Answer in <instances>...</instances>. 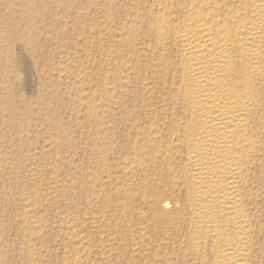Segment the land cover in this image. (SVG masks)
<instances>
[{
	"label": "bare ground",
	"instance_id": "1",
	"mask_svg": "<svg viewBox=\"0 0 264 264\" xmlns=\"http://www.w3.org/2000/svg\"><path fill=\"white\" fill-rule=\"evenodd\" d=\"M97 1L92 14L103 20L93 16L87 31L116 40L105 49L98 37L100 89L81 62L65 88L87 122L74 116L72 140L52 115L51 135H35L18 164L11 145L28 136L19 129L47 108L16 114L15 46L35 71L39 49L27 46L40 41L7 43L14 22L0 12V181L23 173L45 191L38 200L23 186L1 189L0 208L17 202L19 212L12 232L0 211V264H264V0ZM49 3L11 0L9 10L28 31L48 22L39 45L59 56L78 20ZM71 52L39 64L37 80L63 78Z\"/></svg>",
	"mask_w": 264,
	"mask_h": 264
},
{
	"label": "rangeland",
	"instance_id": "2",
	"mask_svg": "<svg viewBox=\"0 0 264 264\" xmlns=\"http://www.w3.org/2000/svg\"><path fill=\"white\" fill-rule=\"evenodd\" d=\"M13 1V0H12ZM77 1V5L78 6H73L71 2H69V0H31L32 2V5H33V8L34 9H38L39 6H42L43 4L46 5L47 3H49L48 7L50 9V11H52L53 13L55 12H59L60 9H65L67 11V15L69 16V19L71 18L73 21L75 20V18L78 20V23L75 25V28L74 31L72 30L70 33H67L66 37L61 36V43L63 45L62 48H66V50H62L61 53L64 51L63 54L59 55L58 56V52H51L49 53V55L47 56V50L43 47L40 48V45L39 43H44L43 39L45 38L46 36V33H45V29L44 26L45 24H48V22H45L43 25L39 23V25L41 26L39 28V30H26L25 29V24L22 23V21H20V18H18L19 15H16L15 11H11L9 10V5L11 3V0H1L0 1V12L1 14H3V16H9L10 18V21L14 22V23H11L13 26L10 28L11 30V33L9 32V38H6L7 40V43H13L14 41L12 40H15L17 39L14 35H21L23 36L27 41L29 40H35V39H39V43L37 44V42L33 41V43H30V45H28L27 47L31 48V47H34V46H38V54L34 57L36 58V62H37V69L39 70L40 68V65L43 66L45 62H47V64L50 62V61H47L49 59H51V62H54L55 60V63H57L58 59L60 56H64L66 55L67 51H74V52H71L72 55H74V60L72 59L70 62H72V64H70V68L68 67V70H67V73L64 74V77L59 79L56 81L54 79L53 82H44V81H40V80H37L38 77H37V74L35 73L36 72V68H35V71L33 69V63H32V58L31 56L29 55H24V54H21L19 52V48L18 46H15V52L17 53V55L19 56L20 55V60H19V63L17 65V67L15 68L14 67V74L16 75V77H18L19 79H21V81H19L18 79L15 80L16 81V84L15 85H19L17 87V91H13V95L12 96V99L14 101V103L16 104V107H15V111L18 112L16 114H19L21 116H23L22 114L26 113L29 114L30 111L28 112L29 110V105L31 106L32 104H35V105H32V106H36L34 107V111L36 110L37 108V105H40L41 107H45L47 108L46 111H47V115L45 116V113L44 114H41L40 117L34 115V117H30L31 119H29V122L28 124L24 125V127H21L19 129V131L21 130L22 131V134L24 136V134H27L28 133V136L26 138V140H21V144L19 142H15L13 143L11 146V148L13 149V153L15 154H12L13 156V161L16 162V164L19 163V160L21 161V154H23L24 150L26 149L25 147L31 143L32 139H34V136L37 135L39 137V139L41 137H48L50 134V131H49V128H51L54 123H57L55 120H53V118H51V116L53 115L54 117L56 118H59L60 119V124L62 125V127L64 128V130H66V132H69L71 134V137H72V140H73V136L75 135L74 134V131H76L77 127L79 126H75L74 125V116L76 115H79L78 117H80L82 119V122L83 124H86L85 122L86 119H85V114L84 112H78V114H74L75 111L72 109V97L69 98V96L66 94V89H68L71 85H73V76L74 75V70L76 67H80V64L82 63V67L84 66L85 68H87L88 66V73L86 71L85 75H84V78H85V81L86 83H90L92 89L94 90H99L100 88V82L102 81L100 78H102V75L103 73L105 72V66H106V59L103 58V56H101L99 50H98V39L99 41L101 42V46H104L103 48L107 49L109 47H111L113 44L116 45V40L112 37H109L108 38V42H106V44H104V36H101L99 37V34L97 36V33L95 34V36H91L89 35L87 29H88V25L90 24L89 23V19H93V14H92V10L94 9V5L97 4V0H76ZM28 2V0H27ZM25 5H27V3H25ZM58 5V6H57ZM89 5V6H88ZM55 7V8H54ZM83 9V10H82ZM101 9V7H100ZM91 11V12H90ZM89 12V13H88ZM61 14V13H60ZM74 14H78L77 16L74 15ZM92 14V15H91ZM89 15V16H88ZM59 16V15H58ZM73 16V17H72ZM67 18V16H65ZM96 17V16H94ZM102 19H101V18ZM61 18V17H60ZM60 18H59V21H60ZM80 18V19H79ZM100 20V22H99ZM103 20V17L101 14H99L97 17H96V22H99L101 23ZM8 23V22H7ZM59 23L57 21H53V28H56L58 27ZM27 26V25H26ZM71 26V24L68 26V28ZM78 28V29H77ZM97 28V27H96ZM95 28V29H96ZM77 29V30H76ZM98 29V28H97ZM96 29V32H98V30ZM83 30H86L87 33H83ZM26 31V33H25ZM49 31H51V29H49ZM53 31V30H52ZM22 32V33H21ZM85 32V31H84ZM72 33V34H71ZM12 34V35H11ZM50 35H52L53 33H49ZM84 34V35H83ZM87 34V35H86ZM65 35V33H64ZM14 36V37H12ZM71 36V37H70ZM74 36V37H73ZM83 36H84V39H83ZM89 38H88V37ZM11 37V38H10ZM94 38V39H91V38ZM99 37V38H98ZM14 38V39H13ZM65 39L67 41H65ZM72 40L73 44L69 45L70 44V41ZM91 40V41H90ZM114 40V41H113ZM92 44H91V43ZM103 42V43H102ZM59 43H60V40H59ZM60 43V45H61ZM95 43V44H94ZM91 44V46L89 45ZM94 44V45H93ZM77 45V47H76ZM109 45V46H108ZM51 46H54V41L51 42ZM66 46V47H65ZM84 46V47H83ZM75 47V48H74ZM68 49V50H67ZM90 49V50H89ZM116 49V50H115ZM113 50V52L111 53V58H112V62L114 61V59H117L118 56H119V53H116L117 51L119 52V49L118 48H115ZM54 49H52L53 51ZM76 50V51H75ZM83 50V52H82ZM98 50V51H97ZM46 51V52H44ZM90 51V52H89ZM76 52V53H75ZM87 53V54H86ZM90 53V54H89ZM100 53V54H99ZM53 54V55H52ZM78 54V56H77ZM118 54V55H117ZM90 55V56H88ZM27 56V57H26ZM52 57V58H51ZM57 57V58H56ZM31 58V59H30ZM46 58V59H45ZM89 61H88V59ZM100 58V59H99ZM114 58V59H113ZM45 59V60H43ZM92 60H95V65L94 63L92 64ZM100 60V61H98ZM57 61V62H56ZM74 61L78 63H75L74 65ZM85 61V62H84ZM88 61V62H87ZM81 62V63H80ZM97 62V64H96ZM84 63V64H83ZM40 64V65H39ZM87 64V65H86ZM90 64V65H89ZM51 65V64H50ZM75 67H73V66ZM92 65V67H91ZM39 67V68H38ZM73 67V68H72ZM32 70H31V69ZM96 69V70H95ZM44 70H46V68H44ZM70 70L72 71V73L70 72ZM104 70V71H103ZM90 72V73H89ZM32 73V74H31ZM70 75H69V74ZM54 77H56V72H54ZM88 74V75H87ZM32 75V76H31ZM66 75H69L70 78H67L65 77ZM67 78V79H66ZM91 78V80L89 81L88 79ZM25 79V80H23ZM63 79V80H62ZM70 79V81L68 80ZM98 79V80H97ZM62 80V81H61ZM67 80V81H66ZM72 80V81H71ZM40 81V82H39ZM19 84H18V83ZM42 82V83H41ZM59 82V83H58ZM71 82V83H70ZM22 83V84H20ZM70 83V85H69ZM25 84V85H24ZM44 84V85H43ZM66 84V85H65ZM60 85V86H59ZM22 86V87H20ZM94 86V87H93ZM40 87V88H39ZM66 88V89H65ZM40 90V91H39ZM65 92V93H64ZM60 94V95H59ZM24 95V97H23ZM26 95V96H25ZM40 95V98L38 97ZM67 95V97H66ZM42 96V97H41ZM14 97V98H13ZM19 97V99H18ZM17 99V101H16ZM39 99V100H38ZM60 99V100H59ZM34 100L36 102H34ZM31 101V102H30ZM43 101V102H42ZM19 102V103H18ZM23 102V103H22ZM39 102V103H38ZM32 103V104H31ZM37 103V104H36ZM41 103V104H40ZM20 104V105H19ZM23 104V105H21ZM29 104V105H28ZM23 106V107H22ZM25 106V107H24ZM22 107V108H21ZM28 107V109H27ZM18 108V109H17ZM21 108V110H19ZM24 108V109H23ZM32 108V107H31ZM70 108V109H69ZM72 109V110H71ZM25 110V111H23ZM57 110V111H56ZM33 111V110H32ZM60 111V113H59ZM64 111V112H63ZM22 112V113H21ZM52 113V114H51ZM65 113V114H64ZM80 113V114H79ZM71 114V115H70ZM74 114V115H73ZM83 115H84V118H83ZM50 118H49V117ZM39 118V119H38ZM69 118V119H68ZM43 119V120H42ZM58 122V123H59ZM70 122V123H69ZM42 123V124H41ZM39 124V125H38ZM41 124V125H40ZM48 124V125H47ZM29 125V126H28ZM68 125V126H67ZM27 129H26V127ZM40 127V128H39ZM68 127V128H67ZM32 128V129H31ZM36 129V130H35ZM46 129V130H45ZM33 130V131H32ZM39 130V131H38ZM41 130V131H40ZM31 131V132H30ZM48 131V133H47ZM27 132V133H26ZM39 134H37V133ZM44 132V133H43ZM29 133H31V135L29 136ZM34 133V134H33ZM42 133V135H41ZM49 134V135H47ZM33 135V136H32ZM45 135V136H44ZM77 135V133H76ZM41 136V137H40ZM9 139V138H8ZM20 144V145H19ZM27 144V145H26ZM24 145V146H23ZM14 146V147H13ZM20 146V150L18 149ZM17 149H16V148ZM17 150V151H16ZM20 155V157H19ZM55 155V152H52V158L53 156ZM18 158V159H17ZM49 160L46 161V165L50 166L52 163V161L48 162ZM18 162V163H17ZM48 163V164H47ZM50 164V165H49ZM66 171V172H65ZM65 171L63 170V172L61 173L62 177L63 176H66L67 174V170L65 169ZM65 172V173H64ZM71 172V171H69ZM68 172V174H70ZM45 173V172H44ZM23 173H19V175L15 176L14 179H7L5 177V175L2 176V181H0V191H2L1 189H4L5 188L8 190V191H12V193H18L19 189L22 188V186L26 189V190H29L30 193L33 194L37 192V196L40 198H38V200H44V194H42V192H45L44 191V187H41L40 188V184L37 183V185L34 184V187L30 184H24V180L23 178H21ZM47 177H49L48 173L46 172L44 174V176H42L43 179H46ZM7 180V181H6ZM10 181V182H9ZM22 181V182H20ZM4 182H9L10 184H6ZM17 182V184H15ZM3 183V184H2ZM16 185V186H15ZM9 186V187H8ZM12 186V189H8ZM14 186V187H13ZM29 188H28V187ZM39 186V188H38ZM4 187V188H3ZM17 188V190L15 189ZM32 189V190H31ZM71 188H68L67 190H70ZM14 190V191H13ZM40 191V192H39ZM43 195V196H42ZM0 197H1V192H0ZM65 202H67V198H65ZM65 202L63 201L62 203H60L59 205L61 206H58L59 208L61 207V209H70L69 206L66 207V204ZM12 204V205H11ZM10 205H4L3 208L1 207L0 208V211L2 209V212H4V221L6 223V226L8 225L7 228H9L12 232H14V230H16V223L14 222V215L16 213L19 212V206L16 202H12ZM7 206V207H5ZM5 207V208H4ZM15 207V209H14ZM11 208V209H10ZM49 209V211H48ZM46 209V215L49 217V220L50 222L52 221L51 218H53V214L54 212H52V209L48 208ZM62 209V210H63ZM17 210V211H16ZM16 212V213H15ZM15 213V214H14ZM11 214V215H10ZM9 219V220H7ZM7 220V222H6ZM15 227V228H14ZM11 240V239H10ZM16 245V244H15ZM56 262L57 259H52V262ZM58 261V260H57Z\"/></svg>",
	"mask_w": 264,
	"mask_h": 264
}]
</instances>
